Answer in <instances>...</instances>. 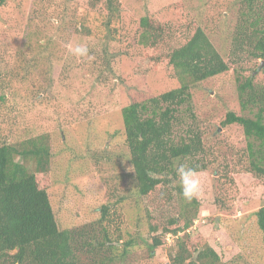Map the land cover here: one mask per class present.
<instances>
[{
    "label": "rangeland",
    "instance_id": "rangeland-1",
    "mask_svg": "<svg viewBox=\"0 0 264 264\" xmlns=\"http://www.w3.org/2000/svg\"><path fill=\"white\" fill-rule=\"evenodd\" d=\"M112 2L115 10L109 13L106 0H0V145L46 137L51 152L48 196L58 228L92 223L99 208L109 206L122 219L123 240H133L132 253L122 264H169L170 248L184 235L199 242L193 258L206 243L219 264H264L257 215L264 208V179L257 181L247 172L241 126L221 125L229 112L248 118L257 113L240 104L238 87L245 80L264 90L261 61L232 53L240 13L246 9L239 0ZM144 16L178 28L198 24L229 66L193 85L189 112L182 108L176 114L177 138L189 128L201 136L198 159L205 170L197 172L202 194L196 198L201 206L192 226L171 234L151 256L143 244L149 221L163 225L178 215L181 203L161 187L138 197L132 172L119 157L121 144L111 137L122 128V107L180 86L163 67L134 75L144 54L139 41ZM78 46L87 53L75 54Z\"/></svg>",
    "mask_w": 264,
    "mask_h": 264
},
{
    "label": "trees",
    "instance_id": "trees-1",
    "mask_svg": "<svg viewBox=\"0 0 264 264\" xmlns=\"http://www.w3.org/2000/svg\"><path fill=\"white\" fill-rule=\"evenodd\" d=\"M239 1L246 11L240 13L232 53L234 56L247 53L252 59L264 61V0ZM106 2L109 13L113 12L112 0ZM139 26L144 54L133 69L134 75L146 76L163 67L171 70L180 83L179 88L158 97L122 107V128L111 135L119 140L118 146L121 144L119 157L132 172L138 197L151 195L161 187L181 203L178 215L166 218L163 225L155 219L149 221L143 244L151 256L155 249L165 245L167 234L185 233L201 206L196 198L190 202L184 199L176 175L180 165L196 173L205 170V164L198 159L203 154L201 136L189 128L185 136L177 138L176 114L182 108L189 112V90L193 85L227 72L229 66L198 24L178 28L163 24L156 17L144 16ZM238 96L243 109L255 107L257 113L254 118H248L229 112L221 125L241 126L250 162L247 172L262 181L264 90L247 79L238 87ZM50 159L49 140L44 136L0 145V264H122L132 253L133 240H123L122 219L109 206H101L99 218L92 223L58 228L48 196ZM28 165L33 167L32 171ZM261 183L264 188V182ZM257 215L264 244V208ZM198 246L199 242L188 235L179 237L170 248L169 264L220 263L217 253L206 243L194 261L193 253Z\"/></svg>",
    "mask_w": 264,
    "mask_h": 264
},
{
    "label": "clouds",
    "instance_id": "clouds-1",
    "mask_svg": "<svg viewBox=\"0 0 264 264\" xmlns=\"http://www.w3.org/2000/svg\"><path fill=\"white\" fill-rule=\"evenodd\" d=\"M75 54L81 55L87 53L86 47L75 48ZM176 175L179 179L182 189V196L185 200L191 201L194 198H199L202 194L201 181L198 178V174L190 167L180 165L176 170Z\"/></svg>",
    "mask_w": 264,
    "mask_h": 264
},
{
    "label": "water",
    "instance_id": "water-1",
    "mask_svg": "<svg viewBox=\"0 0 264 264\" xmlns=\"http://www.w3.org/2000/svg\"><path fill=\"white\" fill-rule=\"evenodd\" d=\"M261 67H264V61H261ZM199 252H200V250H198V251L194 254V258H193L194 261H195V259H196V257H197V255H198Z\"/></svg>",
    "mask_w": 264,
    "mask_h": 264
},
{
    "label": "built area",
    "instance_id": "built-area-1",
    "mask_svg": "<svg viewBox=\"0 0 264 264\" xmlns=\"http://www.w3.org/2000/svg\"><path fill=\"white\" fill-rule=\"evenodd\" d=\"M170 237H172L171 234H167L166 237H165L166 238V241H169V238Z\"/></svg>",
    "mask_w": 264,
    "mask_h": 264
}]
</instances>
